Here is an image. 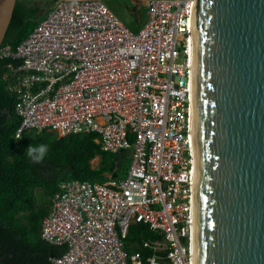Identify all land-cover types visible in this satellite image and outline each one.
I'll list each match as a JSON object with an SVG mask.
<instances>
[{
  "label": "built area",
  "instance_id": "2783aa9c",
  "mask_svg": "<svg viewBox=\"0 0 264 264\" xmlns=\"http://www.w3.org/2000/svg\"><path fill=\"white\" fill-rule=\"evenodd\" d=\"M195 0H150L131 31L101 0H58L2 74L20 123L14 138L46 129L92 132L100 150L128 149L124 177L61 183L40 237L66 245L53 264H193L195 162L191 32ZM159 235L128 251L132 223Z\"/></svg>",
  "mask_w": 264,
  "mask_h": 264
},
{
  "label": "water",
  "instance_id": "95a60500",
  "mask_svg": "<svg viewBox=\"0 0 264 264\" xmlns=\"http://www.w3.org/2000/svg\"><path fill=\"white\" fill-rule=\"evenodd\" d=\"M193 44V264H264V0H195Z\"/></svg>",
  "mask_w": 264,
  "mask_h": 264
},
{
  "label": "trees",
  "instance_id": "16d2710c",
  "mask_svg": "<svg viewBox=\"0 0 264 264\" xmlns=\"http://www.w3.org/2000/svg\"><path fill=\"white\" fill-rule=\"evenodd\" d=\"M38 6L28 0H16L13 14L1 46L14 49L34 28L46 11L37 15ZM10 57H0V262L1 264H53L50 257L60 256L66 245L52 244L40 237L42 218L48 213L50 198L61 183L67 181H98L111 185L125 176L129 150H100L92 132L58 136L43 129L29 130L14 138L20 118L14 111V98L6 89L2 74ZM45 144L48 152L40 163L27 156L28 145ZM99 157L97 166L91 160ZM40 189L45 203L36 199ZM159 237L147 225L132 223L125 246L128 251H147L143 240Z\"/></svg>",
  "mask_w": 264,
  "mask_h": 264
},
{
  "label": "rangeland",
  "instance_id": "374dc122",
  "mask_svg": "<svg viewBox=\"0 0 264 264\" xmlns=\"http://www.w3.org/2000/svg\"><path fill=\"white\" fill-rule=\"evenodd\" d=\"M38 6L37 15L43 14L47 8L58 0H28ZM115 15L131 30L136 32L145 23L147 17V5L150 0H101ZM99 157L91 160L93 167L97 166ZM36 199L39 203H45L40 189L35 190Z\"/></svg>",
  "mask_w": 264,
  "mask_h": 264
},
{
  "label": "clouds",
  "instance_id": "9594fccd",
  "mask_svg": "<svg viewBox=\"0 0 264 264\" xmlns=\"http://www.w3.org/2000/svg\"><path fill=\"white\" fill-rule=\"evenodd\" d=\"M16 140H20L21 136L17 135L15 137ZM48 146L45 144L32 146L28 145L26 148L27 156L33 163H40L44 160L47 152H48Z\"/></svg>",
  "mask_w": 264,
  "mask_h": 264
},
{
  "label": "bare ground",
  "instance_id": "6f19581e",
  "mask_svg": "<svg viewBox=\"0 0 264 264\" xmlns=\"http://www.w3.org/2000/svg\"><path fill=\"white\" fill-rule=\"evenodd\" d=\"M193 27H194V17L192 20V32H191V67H192V92H193V70H194V44H193ZM192 129H193V102H192ZM192 143H193V150H194V130H193V139H192ZM194 228V226H193ZM193 234H194V230H193ZM192 249H193V236H192Z\"/></svg>",
  "mask_w": 264,
  "mask_h": 264
}]
</instances>
